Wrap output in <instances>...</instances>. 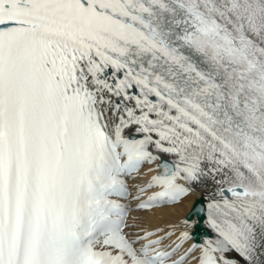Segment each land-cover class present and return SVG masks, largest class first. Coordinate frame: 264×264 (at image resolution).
<instances>
[{"label":"snow or ice","instance_id":"snow-or-ice-1","mask_svg":"<svg viewBox=\"0 0 264 264\" xmlns=\"http://www.w3.org/2000/svg\"><path fill=\"white\" fill-rule=\"evenodd\" d=\"M0 264H264V0H0Z\"/></svg>","mask_w":264,"mask_h":264},{"label":"bare ground","instance_id":"bare-ground-1","mask_svg":"<svg viewBox=\"0 0 264 264\" xmlns=\"http://www.w3.org/2000/svg\"><path fill=\"white\" fill-rule=\"evenodd\" d=\"M196 197L188 196L178 205L168 206L139 215L140 225L148 230H154L157 227H167L171 224L178 223L182 218L188 215L190 206Z\"/></svg>","mask_w":264,"mask_h":264}]
</instances>
